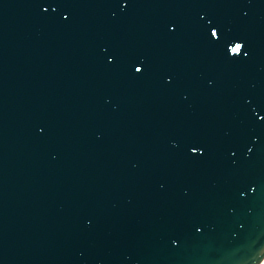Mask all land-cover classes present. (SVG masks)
I'll return each mask as SVG.
<instances>
[{
    "label": "water",
    "instance_id": "1",
    "mask_svg": "<svg viewBox=\"0 0 264 264\" xmlns=\"http://www.w3.org/2000/svg\"><path fill=\"white\" fill-rule=\"evenodd\" d=\"M263 260L264 0H0V264Z\"/></svg>",
    "mask_w": 264,
    "mask_h": 264
},
{
    "label": "snow or ice",
    "instance_id": "2",
    "mask_svg": "<svg viewBox=\"0 0 264 264\" xmlns=\"http://www.w3.org/2000/svg\"><path fill=\"white\" fill-rule=\"evenodd\" d=\"M215 35H216V32H213V31H212V36H215ZM233 51H234V52H239V51H240L239 46H238L237 48L233 49ZM135 71H136L137 73L141 72V70H140L138 67L135 68Z\"/></svg>",
    "mask_w": 264,
    "mask_h": 264
},
{
    "label": "bare ground",
    "instance_id": "3",
    "mask_svg": "<svg viewBox=\"0 0 264 264\" xmlns=\"http://www.w3.org/2000/svg\"><path fill=\"white\" fill-rule=\"evenodd\" d=\"M263 262H264V260H263Z\"/></svg>",
    "mask_w": 264,
    "mask_h": 264
}]
</instances>
